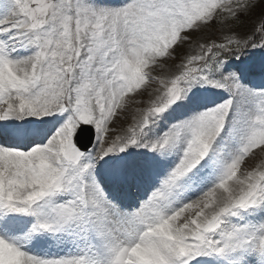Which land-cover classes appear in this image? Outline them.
Masks as SVG:
<instances>
[{"label": "snow or ice", "instance_id": "snow-or-ice-1", "mask_svg": "<svg viewBox=\"0 0 264 264\" xmlns=\"http://www.w3.org/2000/svg\"><path fill=\"white\" fill-rule=\"evenodd\" d=\"M261 5L0 0V264H264Z\"/></svg>", "mask_w": 264, "mask_h": 264}, {"label": "rangeland", "instance_id": "rangeland-1", "mask_svg": "<svg viewBox=\"0 0 264 264\" xmlns=\"http://www.w3.org/2000/svg\"><path fill=\"white\" fill-rule=\"evenodd\" d=\"M261 7H264V5H261ZM259 14H260V8H257L253 11L252 15L250 17H248L246 20H245V24L249 25V27L251 26V24L253 23L254 20H256L258 17H259ZM213 36L215 37H219L220 33L218 31V29L216 28H210L209 30ZM206 38H209L206 34Z\"/></svg>", "mask_w": 264, "mask_h": 264}]
</instances>
